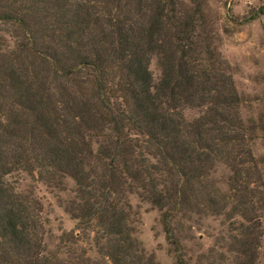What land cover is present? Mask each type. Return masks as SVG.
<instances>
[{
  "label": "trees",
  "instance_id": "trees-1",
  "mask_svg": "<svg viewBox=\"0 0 264 264\" xmlns=\"http://www.w3.org/2000/svg\"><path fill=\"white\" fill-rule=\"evenodd\" d=\"M174 5V0H0V28H12L14 38L13 48L0 43V264H55L44 253L39 202L14 192L3 176L14 165L32 162L68 173L79 188L90 186L83 168L86 131L110 132L100 146L107 170H113L110 181L114 170L134 176L143 171L149 178L144 153L194 177L214 159L234 157L231 151L242 138L234 90L205 64H195L190 24L178 19ZM154 54L165 64L151 90L147 65ZM180 91L184 101L197 91L211 94L201 120L190 123L176 111ZM24 114H31V123ZM34 127L39 134L31 157L22 146ZM134 165L141 169L132 170ZM105 172L91 182L104 187ZM152 190V202L163 205L162 195ZM100 213L106 234L113 236L104 253L113 264L138 260L123 210L114 203ZM164 233L176 244L165 222ZM176 264H184L180 254Z\"/></svg>",
  "mask_w": 264,
  "mask_h": 264
},
{
  "label": "rangeland",
  "instance_id": "rangeland-1",
  "mask_svg": "<svg viewBox=\"0 0 264 264\" xmlns=\"http://www.w3.org/2000/svg\"><path fill=\"white\" fill-rule=\"evenodd\" d=\"M174 2L175 15L190 24L189 40L199 58L195 64H205L211 75L234 90L242 137L239 149L231 151L234 157L214 159L198 177L144 153L143 165L152 172L149 178L143 171L134 176L114 170L113 182L109 180L113 170H107L108 159L100 153L110 132L102 128L83 131L88 187L79 188L68 173L47 166L14 165L3 180L14 192L39 202L44 253L55 264H113L104 253L113 236L106 234L100 210L114 203L123 210L136 242L139 261L133 258L132 264H176L178 254L184 264H264V13H260L264 0ZM11 30L0 28V43L8 48H13ZM164 64L161 54L150 56L151 90L158 85ZM200 92L184 101L185 91H180L176 111L185 121L193 123L208 113L211 103L206 100L211 94ZM22 119L31 123V114ZM30 128L22 147L33 157L31 148L39 133L34 127L30 135ZM151 165L158 168L152 171ZM105 169L104 187L91 182ZM135 169L141 168L134 165ZM151 184L162 195L163 205L152 202ZM164 222L176 244L166 238Z\"/></svg>",
  "mask_w": 264,
  "mask_h": 264
}]
</instances>
